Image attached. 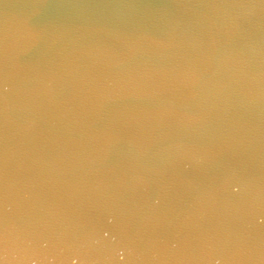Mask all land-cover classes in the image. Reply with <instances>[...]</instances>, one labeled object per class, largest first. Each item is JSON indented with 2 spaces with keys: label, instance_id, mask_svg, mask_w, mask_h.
Listing matches in <instances>:
<instances>
[{
  "label": "water",
  "instance_id": "95a60500",
  "mask_svg": "<svg viewBox=\"0 0 264 264\" xmlns=\"http://www.w3.org/2000/svg\"><path fill=\"white\" fill-rule=\"evenodd\" d=\"M0 264H264V0H0Z\"/></svg>",
  "mask_w": 264,
  "mask_h": 264
}]
</instances>
